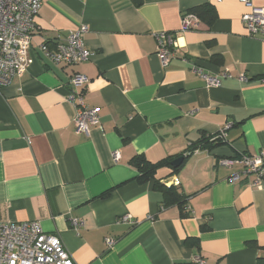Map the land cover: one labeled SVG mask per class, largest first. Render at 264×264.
<instances>
[{
    "label": "crops",
    "instance_id": "1",
    "mask_svg": "<svg viewBox=\"0 0 264 264\" xmlns=\"http://www.w3.org/2000/svg\"><path fill=\"white\" fill-rule=\"evenodd\" d=\"M204 3L216 19L182 31L184 14ZM248 11L240 0H42L28 69L0 87V222L39 220L77 264H189L198 255L259 264L264 181L256 186L255 173L242 172L232 181L241 167L221 164L264 151V39L249 34ZM82 25L89 59L56 64L42 53V43L54 47ZM161 31L177 33L166 65ZM193 63L220 85L209 86ZM74 72L88 78L85 100L100 115L88 134L75 131L66 99ZM223 129L226 141L213 143ZM196 142L179 169L164 165L138 180L135 156L174 160ZM156 179L184 203L167 204ZM127 213L139 223L119 222Z\"/></svg>",
    "mask_w": 264,
    "mask_h": 264
},
{
    "label": "built area",
    "instance_id": "2",
    "mask_svg": "<svg viewBox=\"0 0 264 264\" xmlns=\"http://www.w3.org/2000/svg\"><path fill=\"white\" fill-rule=\"evenodd\" d=\"M249 11L242 19L250 35H258L264 39V6H258L252 0H240ZM42 5V0H0V87L12 82L16 76L27 71L31 62L29 49L32 44L33 32L36 29V15ZM199 19L193 13H185L182 20V31L195 29ZM88 31L86 25L71 31L65 39L56 42L54 47L48 43L41 44L42 53L56 64L76 65L89 59L92 51L86 47L83 35ZM158 57L166 65L176 55L177 33L161 31L156 35ZM191 70L200 75L209 86H219L220 79L204 72L197 63ZM226 75L231 76L229 71ZM245 80L246 76L240 74ZM88 78L81 72L70 76V93L67 101L74 104L76 113L74 128L78 133L88 134L92 125L99 124L98 108L90 107L85 100V87ZM264 82V79H263ZM216 137L226 140V129ZM115 160L120 158V151L112 152ZM221 164L234 167L239 165L240 172H235L231 180L240 178V173H255L254 185L262 186L264 181V151L256 155L241 154L237 157L223 159ZM167 184L170 182L166 181ZM173 185H180L179 178L173 179ZM119 222L135 226L139 223L132 214L120 217ZM72 225L78 229L83 221L74 219ZM114 239L107 238L110 247ZM0 264H77L66 249L59 235L46 232L39 220L27 222H0ZM189 264H208V261L198 255Z\"/></svg>",
    "mask_w": 264,
    "mask_h": 264
},
{
    "label": "trees",
    "instance_id": "3",
    "mask_svg": "<svg viewBox=\"0 0 264 264\" xmlns=\"http://www.w3.org/2000/svg\"><path fill=\"white\" fill-rule=\"evenodd\" d=\"M188 12L195 14L198 17V19L206 21L209 24H211L217 17V12L215 7L213 5H210L209 3H204L198 7H195L194 9L189 10ZM218 134L219 133L213 135L210 138V140H212L213 143L226 141L221 137H216ZM197 144L198 142L192 143L189 146V148L186 150L184 155L183 154L182 155L185 157L193 153L197 148ZM171 158L172 157H166L158 162L153 163L147 160L143 155L135 156L132 161L139 170L138 180L140 182H145L150 178H154L155 173L159 167L164 165H172L173 159ZM181 166L182 165L177 167L176 170L179 169ZM156 188L163 191L165 202L167 204L177 203L179 205H182L184 203V198L182 194L178 191V189L175 186H171V185L167 186L161 183L159 179H156ZM259 264H264V257H259Z\"/></svg>",
    "mask_w": 264,
    "mask_h": 264
},
{
    "label": "water",
    "instance_id": "4",
    "mask_svg": "<svg viewBox=\"0 0 264 264\" xmlns=\"http://www.w3.org/2000/svg\"><path fill=\"white\" fill-rule=\"evenodd\" d=\"M184 158H185V157L182 155V156H179V157H177L176 159H174V160L172 161V165H173V167H178V166L183 162Z\"/></svg>",
    "mask_w": 264,
    "mask_h": 264
}]
</instances>
